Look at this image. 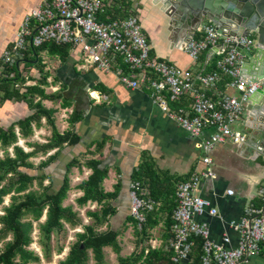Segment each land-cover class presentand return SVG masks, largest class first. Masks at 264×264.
<instances>
[{"label":"crops","instance_id":"0c3cea01","mask_svg":"<svg viewBox=\"0 0 264 264\" xmlns=\"http://www.w3.org/2000/svg\"><path fill=\"white\" fill-rule=\"evenodd\" d=\"M47 1L0 0V63L2 64L0 70H2V76L4 67H8L4 64V57L13 50L17 33L25 18ZM160 2L161 0H107L106 10L99 18L113 21L130 15L138 16L150 42L151 54L166 60L177 69L188 70L193 78L197 79V87H199V77L214 71V58L210 60L209 52H207L199 58L198 62H195L183 51L182 45L192 38L175 40L173 30L169 26L170 24H167V18L163 13L164 6H160ZM103 14L106 16L102 18ZM206 24L210 23L205 22L203 25ZM199 36L197 35V37ZM249 38L257 40L256 34H252ZM29 51L30 47L25 53V59ZM238 51L243 56V76L245 78L251 80L259 77L262 73L264 74V53L259 52L256 45L250 48L243 47ZM249 53L255 55V59L247 57ZM28 57L32 65L31 68H26L25 71L26 60L17 65L26 78L31 77L35 80L34 82L28 81L27 86L34 87L40 79L41 69L38 68V64L41 59L44 67L43 74L48 75L47 88L57 93L52 95L60 94L63 98L68 99L73 108L62 110L60 102L48 100H43L42 105L47 109L55 110L53 114L54 126L60 134L72 131L80 138L75 146L65 144L61 148L48 152L46 146L52 138L54 126L48 123L46 118L31 123L32 133L26 139L21 138L19 129L16 127V135L19 138L18 145L26 153H33L30 158L31 165L38 169L42 163L49 161V167L43 171L48 177L44 186L47 188L52 184V190H58L63 185L67 166L75 159L84 162L88 158H92L85 154L88 149H95V145L93 147L90 145L107 138L103 155L93 156L101 158L103 167L109 171L108 178L104 181L105 192L117 194L113 200V206L116 209L115 215L111 217L105 228L106 230L114 229L121 234L119 240L122 256H129L139 250L137 247L140 244V247H145L143 248L145 254L148 251L147 247L153 251L161 250L163 260L169 262L173 226L167 232L165 203L154 202L152 204L150 210L152 218L149 221L151 225H149L146 240L138 238L134 240L130 234L132 230L134 231L133 225L127 221L130 217L132 174L139 168L140 158L144 152L155 161L158 171L163 173L162 176H166L174 182L183 183L191 177L200 175L207 168L204 166L202 160L204 154L199 145L200 141L207 139L210 133L205 132L200 139L190 136L154 104L153 94L148 89L131 90L124 86L121 80H119L121 85L116 86L109 74L95 70L78 73L76 68L81 65V55L80 51L76 49L71 50L65 63H61L58 57L50 56L46 50L38 56L32 53ZM54 71L60 75V78L58 74L52 78ZM61 85L68 88L71 96H68L66 90L57 89ZM97 87L103 88V91H96ZM208 93L214 99L225 94L239 96L234 89L229 87L228 79L224 77ZM93 94L95 95L93 96ZM86 95L89 97L88 102L81 98ZM97 96L101 98V101H97ZM190 104L191 98L186 97L183 101L184 107L188 108ZM87 105L88 107H86ZM58 108L62 112H58ZM97 108L99 110L93 112ZM252 108L253 105L247 104L246 112L241 120L234 125L237 130L248 135L250 144L216 148L211 155L214 159L213 170L217 174V180L215 182L203 180L195 191L196 196L208 200L219 211L218 216L205 215L197 217V220L210 228L211 236L217 242L222 240L223 235H229L233 247L237 244L238 235L227 226L228 222L236 221L244 215L256 216L264 207L262 206L264 198V186L262 185L264 182V127L259 128L262 117L260 114L252 116ZM88 110L90 111L89 115L85 114V111ZM74 111L82 115V118L73 124L71 119ZM33 112L34 110L30 111L23 102L7 101L0 105V122L3 128L8 129ZM1 149L3 150V148ZM11 155L13 156L12 152ZM129 155L130 158H128ZM37 173L42 172L37 171ZM90 174L92 171L84 167L73 169L70 179L75 177V182L81 181L78 185H72L71 181V190L64 204L72 206L77 214L80 212V218L87 222V224L83 222L82 225H89L92 222L86 212H93L94 210H90L89 207L97 206L92 203L86 206L77 204L78 199L83 195L78 187L87 180ZM228 191H234L235 196L228 197ZM70 200L71 203L68 204ZM68 227L75 230V233L82 232L81 225L76 226L75 229ZM134 236L136 235L134 234ZM109 250L111 251L109 248L105 250L106 264H118L117 254L113 251L110 253ZM109 254L115 255V257L113 258ZM181 264H191V260ZM243 264H264V250L261 255L255 256Z\"/></svg>","mask_w":264,"mask_h":264},{"label":"built area","instance_id":"2783aa9c","mask_svg":"<svg viewBox=\"0 0 264 264\" xmlns=\"http://www.w3.org/2000/svg\"><path fill=\"white\" fill-rule=\"evenodd\" d=\"M106 6L107 0H48L25 18L13 50L4 57V64L24 63L30 46L41 48L49 42L69 45L80 51L78 73L95 70L107 75L117 74L123 85L131 90H150L154 104L190 136L200 139L205 132L210 133L199 145L207 169L178 184L175 190L170 259L175 263L191 260L195 239L203 244V264H243L261 255L264 250V207L256 216L244 215L228 222L227 226L238 235L237 244L233 247L229 235H223L217 242L211 236L210 228L197 220V217L205 215L218 216L219 211L211 202L195 195L203 180H217L211 155L216 148L250 144L248 135L234 125L246 112L249 98L264 88V80L255 82L243 76V56L236 47L228 50L224 46L216 54L212 50L221 44L250 48L255 45L254 39L222 35L213 24L200 25L196 32L200 36L186 42L182 49L195 62L209 52L212 55L209 59L214 58L215 69L200 76V86L197 87V79L188 70L177 69L151 54L150 42L138 16L101 20L99 16L105 12ZM223 77L228 79L229 87L239 96L225 94L214 99L208 93ZM186 97L191 98V104L188 108H181ZM2 129L0 122V131ZM141 195H146L145 190L139 194V188L131 182L130 215L139 231L144 227L146 213L154 203L151 198L147 200ZM227 196L234 197L235 192L228 191Z\"/></svg>","mask_w":264,"mask_h":264},{"label":"trees","instance_id":"16d2710c","mask_svg":"<svg viewBox=\"0 0 264 264\" xmlns=\"http://www.w3.org/2000/svg\"><path fill=\"white\" fill-rule=\"evenodd\" d=\"M104 16L106 14L101 17ZM45 50L50 56L58 57L61 63H65L72 48L69 45H56L50 42L41 48L30 46V51L25 59V71L26 68L32 66L28 57L29 54L33 53L38 56ZM41 62L40 59L38 68L41 69V77L34 87L27 86V83L35 80L31 77L26 78L17 65L4 67L3 76L0 77V105L7 101L16 100L23 102L30 111L34 110L30 116L18 121L10 128H3L0 131V148H3L5 152V157L0 154V206L4 204L7 198L10 199V205L3 209L4 213L0 216V233L3 239H7L9 234H13V239L5 243L2 253H0V264H41L42 257L40 254L29 248L33 242L34 223H37V229L40 231V241L44 251L43 257L47 262H51L52 259V236L55 233L59 235L63 233L66 225L74 229L81 225L82 232L76 234V242L69 247L65 257L60 259L57 264H88L89 252L92 253L95 264H106L105 250L108 248L117 254L118 264H181L170 259L172 255L170 248L169 262H166L163 260L161 250L153 251L147 247L148 251L145 254L143 249L145 247H140V244L137 247L139 250L136 249L137 251L124 257L119 240L121 234L110 228L106 231H100L107 226L116 211L113 200L117 194L106 193L104 189V181L108 178L109 171L107 168H100L101 158L93 157L96 154L103 155L107 138L90 145V147L95 145V149H88L85 154L92 156V158H88L84 162L75 159L67 166L63 185L58 190L53 191L52 184L47 188L44 186L48 177L43 171L49 167V161L42 163L38 169L31 165L30 158L33 153H26L18 145L19 138L16 135V127L19 129L21 138L26 139L32 133L31 123H36L41 118H46L48 123L54 126L53 114L55 110L45 108L42 105L43 100L60 102L63 109H71L73 106L68 99L63 98L60 94H46L48 75L43 74L44 67ZM0 67H2L1 63ZM64 89L63 86L62 90ZM95 90L102 92L103 88L97 87ZM81 118L82 115L74 111L71 123L74 124ZM79 140L80 138L72 131L60 134L54 126L52 138L46 146V150L50 152L63 147L65 144L75 146ZM11 149L13 156L10 153ZM78 167L92 171L87 180L78 187L83 195L77 202L79 206H86L90 203L97 205L98 208L95 211L86 212L88 218L92 220V224L89 225H82L73 207L64 205L71 190L70 175L73 169ZM37 171L42 173H37ZM162 175L163 173L158 171L155 161L143 152L139 168L132 174V183L139 188V194L145 190L146 195L144 197L147 200L151 198L153 202L165 203L167 232H169L173 226L172 213L176 206L175 190L177 185L182 182H174V180ZM141 197L143 196L141 195ZM129 216L127 221L133 225L135 237L144 241L148 236L152 212L146 213L145 224L141 231L138 230L135 219L131 215ZM44 217L45 220H43ZM25 222L29 223L25 224ZM195 245V250L191 255V264H203V244L200 240L195 239Z\"/></svg>","mask_w":264,"mask_h":264},{"label":"water","instance_id":"95a60500","mask_svg":"<svg viewBox=\"0 0 264 264\" xmlns=\"http://www.w3.org/2000/svg\"><path fill=\"white\" fill-rule=\"evenodd\" d=\"M162 5L175 40L196 38L197 28L209 22L222 35L249 38L252 34H256L257 40L254 39L256 48L264 53V0H161L160 6ZM224 46L243 48L232 44H221L212 50L213 53H219ZM209 57L211 58L212 55L209 54ZM247 57L255 59V55L251 53ZM251 80L255 82L264 80V74ZM88 99L86 95L85 102H88ZM247 104L253 105L252 116L261 115L259 128L264 127V88L253 94ZM100 168H105L103 163Z\"/></svg>","mask_w":264,"mask_h":264},{"label":"rangeland","instance_id":"374dc122","mask_svg":"<svg viewBox=\"0 0 264 264\" xmlns=\"http://www.w3.org/2000/svg\"><path fill=\"white\" fill-rule=\"evenodd\" d=\"M57 74L58 73L54 71L53 74H52V78L53 77H56ZM109 76H111L110 78L113 79V81H114V83H115L116 86H120L121 85L120 82H119L120 79L118 78V75L117 74L111 73V74H109ZM58 77L60 78V75L59 74H58ZM50 81L52 82V80H50ZM61 87H63V86L62 85L61 86H58L57 89H60V91H64L66 89L65 88L64 90H62ZM45 92L48 95L57 94V93H54L52 90H50V88H46L45 89ZM62 93H65V92H62ZM103 101L104 100H102V102ZM103 103H105V102H103ZM86 107H88V105ZM62 110H64V109L62 108ZM98 110L99 109L97 108L93 112H97ZM58 112H62V111H60V108H58ZM89 113H90L89 110L88 111H85V114L89 115ZM61 114H63V113H61ZM11 152H12V149H11ZM0 154H1V156L4 155V151L1 148H0ZM4 157H5V155H4ZM128 158H130V155L128 156ZM76 173L78 174L77 171H76ZM71 178H72V180H71L72 181V185H78L80 183V181H81L80 180L78 182H75V177H71ZM262 185L264 186V182L262 183ZM71 194H73V193H71ZM70 203H71V200L69 201L68 204H70ZM9 205H10V199L7 198L5 200V202H4V204L2 206H0V216H2L3 213H4L3 212V209L6 208V207H8ZM96 208H98V207L97 206H94V205H92V206L89 207L90 210H94V211L96 210ZM130 209H131V201H130ZM78 214H79L78 218L81 220V222L82 223L85 222V219H81L80 218L81 217L80 212H78ZM28 223L29 222H25V224H28ZM85 223L87 224V222H85ZM90 224H92V222H90ZM65 227L66 228H65V230H64L63 233H61L60 235L58 233H55L52 236V239H51L52 259H51V262H47L46 259L43 257L44 251H43V248H42L43 247L42 246V243L40 241L41 234H40V231L37 229V223H34V229L32 231L33 242L30 244L29 248L32 249V250H34L37 254H40V256L42 257L41 264H57L60 259L64 258L65 254L67 253L68 248L73 243L76 242V234H77V233H75L76 231L69 229L68 226H65ZM0 229H1V226H0ZM104 230L106 231V228L105 227L102 228V229H100V231H104ZM130 234H132L131 236L135 240L136 237L134 236V231L133 230H132V232ZM12 239H13V234H9L7 236V239H3V236L0 233V253H2V251L4 249L3 247H4L5 243H7L8 241H11ZM58 252H59V254H58ZM109 252L112 253L110 250H109ZM89 255H90V260H89V263L88 264H95V261L93 259L92 253L89 252ZM109 255H111L113 258L115 257V255H113V254H109ZM34 264H37V263H34Z\"/></svg>","mask_w":264,"mask_h":264},{"label":"flooded vegetation","instance_id":"af4514ba","mask_svg":"<svg viewBox=\"0 0 264 264\" xmlns=\"http://www.w3.org/2000/svg\"><path fill=\"white\" fill-rule=\"evenodd\" d=\"M66 90V93L68 92V96H71V92L68 90V88L67 89H65ZM80 97V96H79ZM81 98H83V100H84V96H81ZM85 101V100H84Z\"/></svg>","mask_w":264,"mask_h":264},{"label":"bare ground","instance_id":"6f19581e","mask_svg":"<svg viewBox=\"0 0 264 264\" xmlns=\"http://www.w3.org/2000/svg\"><path fill=\"white\" fill-rule=\"evenodd\" d=\"M96 98H99V97H96Z\"/></svg>","mask_w":264,"mask_h":264}]
</instances>
